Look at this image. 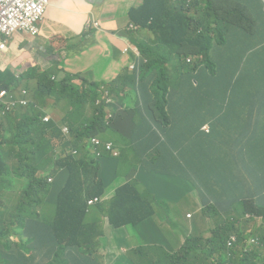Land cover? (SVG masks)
Returning a JSON list of instances; mask_svg holds the SVG:
<instances>
[{"label": "trees", "instance_id": "trees-1", "mask_svg": "<svg viewBox=\"0 0 264 264\" xmlns=\"http://www.w3.org/2000/svg\"><path fill=\"white\" fill-rule=\"evenodd\" d=\"M187 3L188 0H143L140 7L130 12L133 24L153 31L161 43L169 46L177 43L179 59V53L184 52L186 45L192 49L186 57L197 54L207 58L209 54L207 62L210 66L204 64L205 60L192 64L178 62L181 78L175 76L170 82V74L166 79L161 70L156 74L157 62L139 73L158 82L155 98L147 105L155 122L154 131L161 121L167 123V130L151 137L141 152L135 151L123 158L134 156L145 164L146 170L156 169L159 187L154 191L136 177L123 182L111 200L101 198L89 208L88 201L103 197L106 190L101 164L90 158L86 147L92 137L105 139L113 134L112 129L103 126L104 109L97 106L98 101L105 99L106 92L101 84L82 74H66L60 80H53L60 77V71L27 70L22 81L27 88L32 81L37 82L36 106L20 108L0 118L2 264H69V261L70 264H89L87 250L90 246L100 249L99 238L104 236L106 225L115 229H135L153 217L154 210L181 233L186 226H180V223L186 219L184 210L191 200L186 195L175 201L168 199L161 186L174 181L178 171L186 165L189 173L185 182L192 190L208 194L201 205L207 218L213 219L217 227L208 239L203 235L199 237L195 231L188 232L184 247L170 256V264H264V187H261L264 163L259 162L258 156H252L253 159L248 161L243 156V147L238 153L241 156L234 159L235 168L241 170L237 173L233 169L221 171L219 165H215L217 162L208 160L203 148L204 140L214 141L221 149L227 146L217 134H232L234 124L225 106L237 96L238 86L251 88L250 98L264 107V93L257 89L259 79L254 75L249 78L244 72L256 49L249 46L250 33L240 25L232 24L228 26L243 40L239 47L245 43L246 47L236 59H231L228 54L225 63L224 56L216 59L217 48L210 41L206 43L204 25L189 16ZM222 26L211 30L217 32ZM199 28H203L200 34ZM231 35L220 38L218 45L228 43ZM142 52L149 54L145 50ZM170 64L175 71V63ZM78 79L80 85L74 83ZM22 81L16 74L0 72V89L21 87ZM130 82L126 80L121 86L109 87V92L120 97L124 92L122 87ZM160 102L164 109L158 120V111L152 105ZM52 110L63 113L64 123L72 130L71 141L63 137L57 121L43 123L47 112ZM61 147L77 149L80 156L60 157L57 151ZM59 170L70 176L64 189L58 188V182L54 186L48 184V179ZM212 177L217 179L219 187L230 188L232 194L218 193L215 186H209L207 182ZM17 179L28 181L27 188L21 192L16 190ZM170 202H174L179 210L177 218ZM22 235L29 236L30 247L40 252L27 257L22 250L23 239L19 243L12 240L13 236L22 238ZM133 246L137 245L134 243ZM143 255L142 248L133 247L128 256L133 263L142 264Z\"/></svg>", "mask_w": 264, "mask_h": 264}, {"label": "crops", "instance_id": "crops-1", "mask_svg": "<svg viewBox=\"0 0 264 264\" xmlns=\"http://www.w3.org/2000/svg\"><path fill=\"white\" fill-rule=\"evenodd\" d=\"M141 3L142 0H56L50 5L44 20L40 23V34L37 37L17 34L8 41L9 54L0 52V70L8 69L19 73L30 67L41 66L45 70L59 68L74 74L82 72L104 83H123L130 77L128 71L130 73L132 71L129 68L132 65L131 55H134L136 47L132 43L130 33L132 24L129 13L132 8L140 6ZM210 6L214 13L219 14L223 20H227L218 33L232 34L228 43L215 47L218 51L214 53V57L219 59L224 56L225 63L227 54L231 59H236L243 52L246 43L240 48L239 43L243 40H240L237 33L228 26L240 25L242 29L250 33L249 46L256 49L244 72H247L249 78L254 75L259 79L257 89L260 93H264V0H209V4H203L202 9L207 10ZM91 20L100 23L99 30H94L99 42L74 56V53L83 46L79 43ZM52 37L54 38L49 41ZM218 38L219 36L215 35L213 40L217 41ZM250 40L255 44H251ZM147 41L150 46L155 42L154 36L148 34ZM220 46L226 47L227 52L226 48L223 49ZM5 62L6 66H4ZM136 62L141 60L136 59ZM170 62L166 61L158 65L157 69L166 74L170 67L172 69ZM134 88H138L137 85H134ZM145 89L146 87L142 88V90ZM236 90L237 96L225 106L227 115L234 124L232 134L230 136L217 134L223 142L227 143L223 149L220 148L222 159L218 160L217 165L221 171L233 169L234 173L241 170L235 168L234 159L241 156L238 153L243 147V156L248 161L253 159L252 156H258L259 162L264 163L262 147L264 107L261 102L250 98L251 88L238 86ZM147 98L148 96L142 100L133 97L126 102L124 108L120 109V114L127 116L117 119L115 123L118 136L128 148L123 156L129 152H141L153 134L155 122L145 101ZM162 105L161 102L159 105H152L158 111L159 118H161ZM135 111H138L139 115ZM240 136L244 139L240 140ZM203 142V146L208 145L211 148L209 141ZM144 165L134 156L122 158L121 163L116 159H105L101 170L106 185L104 199H112L121 184L127 182L133 174L141 178L151 191L158 188L156 169L146 170ZM171 182L177 183V179ZM262 183L261 187H264V182ZM207 184L215 186L218 193L225 191L228 196L232 194L230 188L219 187L214 177ZM195 196L199 203H202L203 198L208 194L205 192L202 194L196 190ZM224 198L227 199V196ZM198 209L199 211L191 220L184 219L180 223V226L183 224L186 226L184 230L181 229V233L173 223L166 220L170 225L153 227L151 222H146L135 229L125 227L124 237H131L132 246L135 243L137 246H133L134 248L140 247L144 250L142 264H170L169 256L178 253L184 246L188 232L195 231L197 234L209 236L217 227L213 219L207 218L204 209L200 210V207ZM107 231L108 244L105 247L108 255L107 264H130L124 256L120 255V239L117 232L112 231L108 226ZM159 247L163 250L158 249ZM126 248L129 249L130 246Z\"/></svg>", "mask_w": 264, "mask_h": 264}, {"label": "clouds", "instance_id": "clouds-1", "mask_svg": "<svg viewBox=\"0 0 264 264\" xmlns=\"http://www.w3.org/2000/svg\"><path fill=\"white\" fill-rule=\"evenodd\" d=\"M205 3L209 4V0H188V3H187L188 14L199 25H204L203 28H204V31L206 32V37H207L206 43H208L210 41L212 43V46L216 47L219 45H218L217 41L213 40L215 37V34L213 33L214 31H212L211 29H216V28H218L219 25H225L227 20H223L219 14L214 13L211 6L207 10L202 9V5ZM142 4H143V0H142L141 5ZM140 6H138V7H140ZM138 7H134V8H138ZM134 8H132V9H134ZM129 19H130V13H129ZM40 23H42V22H40ZM40 23L37 26V32L35 34L32 32H22L21 31V32L14 33L10 37L4 38V41L6 43V49L3 51L0 50V52H5V53H7L6 55L9 54L10 50L8 47V41L17 34H24V35H30L32 37H37L40 34ZM130 23L132 24V26H131L132 31H130L132 43L136 47H135L134 55H131L132 65L129 67L132 70L131 71L132 74L130 73V71H128V73L130 74V77L127 79V82H129V81H131V82L122 87L124 89V92H121L120 97H117L116 94H111L109 92V87L121 86L125 82L120 83V84L117 82L104 83V82L94 80L93 78L89 77V75H86L82 72L79 73V74H82L83 77L89 79L90 81L101 84L103 91L106 92L105 99L98 101L97 106H99V108L104 109V119L102 120L103 126L106 128L112 129L113 134L110 135L109 137L105 138V139H102L99 136L92 137L89 140V144L86 145V147L89 151L90 158L98 161L101 164V170H102V162L105 159H116V160H119L121 163L122 158H123V153H126L128 150V148L126 146H124L123 141L120 139V136H118V131L116 130V128L114 126L117 119H119V118L123 119V118L127 117V116H123L120 114V109L124 108L126 105V102L133 97L140 98L143 100L146 96H148V98L145 99L147 104L150 103L155 98V95L157 92L156 85L158 84L157 80L151 81L150 79H148L144 76H140L139 73L145 71L146 67L152 65L154 62H157L158 65L164 64L166 61H171L170 63H175V65H177L178 62H180V63L186 62L187 64H192L195 61H198V59L200 57H202V56H198L197 54L186 57V53H189L192 50L191 48H189L186 45V46H184V52L180 51V53H179L180 59H179L178 55L176 54L177 43L170 45V46L166 43H161L159 40V36L157 34H155L153 31L145 30V29L140 28L137 25H134L133 22L131 21V19H130ZM99 28H100L99 22H95L93 20L90 21V23L85 28L86 33L82 34V41L79 43L80 45H83V46L80 48V50H77L76 53H74V56L79 54L81 51H85L89 47H91L94 44H96L97 42H99V39L96 38V32L94 31V30H99ZM203 28H199V31H198L199 34L201 33V31H203ZM148 34H152L155 38V42L151 43L150 46H149L148 41H147ZM217 34L219 36V39L224 36V35L218 33V31H217ZM54 37H52L49 41H51ZM90 41H94V42L89 43ZM142 50L148 51L149 54L144 55ZM193 56H195V57H193ZM5 58H4V61H5ZM136 59L141 60V62H136ZM6 65H7V63L5 62L4 66H6ZM30 68H40L43 72H48V73H53L56 71L55 69L45 70L41 66H34V67H30ZM30 68L25 69L22 72L19 71V73L15 72V71L8 70V69L0 70V72H7L8 71L12 74H16L17 78L20 81H22L23 76L25 75L27 70H29ZM155 69H156L155 72L157 74V71H158L157 66L155 67ZM57 71H60L61 75L58 78L54 77L53 80H60V79L64 78V76L66 74L78 75V74L67 72L65 70H61L59 68L57 69ZM166 77H167V75L164 74L163 78L166 79ZM159 79H161V78H159ZM74 83L80 85L81 80L80 79L75 80ZM159 84H160V82H159ZM25 85H26V83L22 81L21 87H16V88L13 87L11 89H7V88L0 89V118H4V117L8 116L9 114L13 113L14 111H16L20 108L26 109L30 105L36 106L37 100H36V96H35V90L37 87V82L32 81L29 84L28 88L25 87ZM134 85H137L138 88H134ZM161 85H162V82H161ZM144 87H146V89L142 90V88H144ZM29 91L31 92L32 96L30 95ZM131 111H133V110H131ZM135 112L137 115H139L138 111H135ZM156 117L159 120L158 115ZM63 118H64L63 113L52 110V111L47 112V115L43 118V123L48 124L53 120L57 121L61 126L63 137L66 140L71 141V137H72L71 127L68 124L64 123ZM166 130H167V123L161 121V123L158 124V126L156 127V129L154 131V134H152L151 137L162 135L163 133L166 132ZM147 144H148V142L145 144L144 148L146 147ZM131 147H132V143H131ZM203 148H204V152H205L208 160L211 161L212 163H216V162L218 163V159L215 158L211 153V148L208 145L203 146ZM57 155L60 157H65V156H69V155L76 157V156H80V152L77 149H66L65 150L61 147L58 149ZM181 164L186 165L185 163H181ZM215 165H217V164H215ZM188 173H189V168L186 165V168L178 171L176 179H177L178 184H181L185 187L184 191L181 194V197L183 195H186L191 200V204L186 206V208L184 210L185 218L188 220H191L193 218L194 214L199 211L198 207H200V210H203L204 208L202 207L201 203H199L198 199L192 195V193L195 192V190H192L190 188V186L185 182V180L188 176ZM69 177L70 176L68 174H66L64 172V170H59L55 176H52V178L48 179V184L54 186L56 184V182H58V188L64 189L67 185ZM101 177H102V175H101ZM134 178H136V177H134ZM134 178H132V179H134ZM132 179L128 180L127 182L131 181ZM103 181H104V179H103ZM167 182H171V181H167ZM104 183H105V181H104ZM105 187H106V185H105ZM149 193L151 195H153V192H149ZM164 196H165V194H164ZM165 197L168 198L167 196H165ZM101 198H104V195H103V197H94V198L90 199L88 201V207L89 208L94 207L95 204L100 202ZM179 199H177V200H179ZM109 200H111V199H109ZM92 201L94 202V204H91ZM170 206L172 207V209H174V213H176L175 217L176 216L178 217L179 210L176 208L175 203L170 202ZM189 210H191L193 212L192 213L188 212ZM146 222H151L153 227H155L157 225H160V226L170 225L169 222H166V219L158 216L155 210H154V216L145 220L143 222V224ZM107 226L112 231H116L118 236H119V239H120L119 245H120V250H121L120 255L124 256L130 262V264H135L132 261H130V258L128 256L132 252L133 246L130 242L131 237L128 238L129 237L128 236L127 237L128 239L124 237V232H125L124 228L125 227H123L121 229H115L110 225H106L105 230H104V236L99 238L100 249H94L90 246L89 249L87 250V252L89 253V255L87 256L88 263L89 264H107L108 255H107V252L105 250V247L108 244ZM189 233H192V232H189ZM201 235L202 234H200L199 237H201ZM209 237H210V235H209ZM209 237L204 236L205 239H208ZM21 239H23V241L25 243L22 250L26 254L27 257H30L32 254H35L36 252H40V251H36L35 249H32L30 247L29 236L22 235V238L19 236H13L12 237V240L15 241L16 243L21 242ZM127 246L128 247L130 246V248L127 249L126 248ZM123 248L125 249V252L123 251ZM158 249L163 250V248H160V247ZM181 249H180V251H181ZM202 252L203 251L199 252V254H201ZM170 256H172V255H170ZM132 257L135 259V255H132ZM203 259L207 260L206 258H203ZM0 264H2L1 260H0ZM69 264H70V261H69ZM210 264H212V263H210Z\"/></svg>", "mask_w": 264, "mask_h": 264}, {"label": "built area", "instance_id": "built-area-1", "mask_svg": "<svg viewBox=\"0 0 264 264\" xmlns=\"http://www.w3.org/2000/svg\"><path fill=\"white\" fill-rule=\"evenodd\" d=\"M56 0H0V50L6 49L4 38L17 32H37V26ZM91 204H94L92 201Z\"/></svg>", "mask_w": 264, "mask_h": 264}, {"label": "rangeland", "instance_id": "rangeland-1", "mask_svg": "<svg viewBox=\"0 0 264 264\" xmlns=\"http://www.w3.org/2000/svg\"><path fill=\"white\" fill-rule=\"evenodd\" d=\"M213 33L216 36H218L217 32L214 31ZM219 42H220V40L218 38L217 43H219ZM208 58H209V54H208L207 58H205V55H204V56L200 57L198 59V61L202 62L203 60H205L204 64L205 65H209L208 62H207V59ZM175 68H176L175 71H173V69H171V67L167 70L166 75L170 74L169 82H170V79L171 80L174 79L175 76H176V78L181 77V73H180V69L178 67V64L175 66ZM29 93L31 95V92L30 91H29ZM209 142L211 143V153H212V155L220 161L222 159L221 149L219 148V146L217 144L213 143L212 141L209 140ZM129 153H128V155H129ZM135 176H136V174L131 175L129 177V180L132 179V178H134ZM27 186H28V181L26 179H17L16 180V190H18V191L21 192L25 188H27ZM161 190L163 191V193L165 194V196H167L169 199L175 201V200H177V199H179L181 197V194L184 191V186L181 185V184H178V183L167 182V183H165V184H163L161 186ZM54 193L56 194L55 191H54ZM192 195L194 197H196L195 196V192H193ZM176 218H177V216H176ZM206 237H209V236H206ZM123 251L125 252V249L124 248H123Z\"/></svg>", "mask_w": 264, "mask_h": 264}]
</instances>
